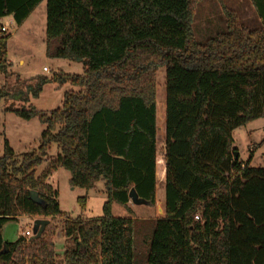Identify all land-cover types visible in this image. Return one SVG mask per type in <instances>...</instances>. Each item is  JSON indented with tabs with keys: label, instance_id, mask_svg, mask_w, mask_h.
Returning a JSON list of instances; mask_svg holds the SVG:
<instances>
[{
	"label": "trees",
	"instance_id": "trees-1",
	"mask_svg": "<svg viewBox=\"0 0 264 264\" xmlns=\"http://www.w3.org/2000/svg\"><path fill=\"white\" fill-rule=\"evenodd\" d=\"M43 1L48 56L81 63L84 75L42 80L40 89L49 82L71 87L50 112L6 109L24 120L37 117L46 129L38 151L21 157L5 140L0 264H54L47 226L29 241L4 240V226L22 217L64 219L72 243L65 264H136L137 220L115 217L113 206H127L132 189L157 205L160 68L166 203L144 264H264V168L240 161L233 136L264 117V0H249L261 23L253 29L217 0L225 30L204 43L193 30L202 0H0V20L12 17L21 26ZM9 38L0 33V75L10 74ZM8 95L0 89V102ZM124 123L138 135L150 130V143L140 146L129 130L119 133ZM53 145L57 158L38 175ZM59 168L70 173L72 188L88 192L105 182L102 217H66L48 183ZM86 200L78 199L82 208Z\"/></svg>",
	"mask_w": 264,
	"mask_h": 264
},
{
	"label": "rangeland",
	"instance_id": "rangeland-1",
	"mask_svg": "<svg viewBox=\"0 0 264 264\" xmlns=\"http://www.w3.org/2000/svg\"><path fill=\"white\" fill-rule=\"evenodd\" d=\"M223 5L232 10L238 19L249 29L260 26L258 15L249 0H223ZM6 17L0 20L1 26L6 28L4 34L9 35L7 45V59L11 64L10 74L0 75V89H6L8 97L0 102V158L3 156L5 140L10 144L18 157L25 153L36 152L41 144V136L46 127L41 124L37 117L31 120L19 118L7 108L27 109L50 112L61 106L63 95L71 87L48 83L39 86L43 79H51L58 74L83 76L81 63L64 59H55L48 56L46 43V2L40 3L22 26L10 23ZM193 30L196 39L204 43L211 37L225 30V19L221 5L217 0H202L196 6ZM2 31H0L1 33ZM57 44L52 45L54 50ZM158 99L165 94V70L160 68L157 72ZM234 147L240 161L249 163L250 167L264 168V117L254 120L246 126L234 131ZM59 150L56 145L52 146L48 154V162L37 170L40 175L43 169L52 160L57 158ZM70 173L59 168L48 178L57 191V200L60 210L70 219L99 218L103 215V206L106 202V194L99 193L95 189L85 191L70 186ZM160 184V181H159ZM103 184L98 183L96 187ZM98 190V189H97ZM85 197L86 204L82 208L78 199ZM162 199L157 198V205H140L136 211L134 241L137 247L136 264H144L149 244L152 239L155 217L161 218L165 213ZM165 201V198H164ZM136 207V208H137ZM115 217H127L129 212L118 205L113 206ZM37 220L47 221L45 231L49 241L54 244V264H65L64 253L67 242L64 235L63 218L37 217ZM37 220L31 217H22L18 221L7 223L3 228V238L7 242H15L19 237H25V232L30 231L36 235ZM41 227V226H40ZM28 241L31 238H26ZM52 264V263H50Z\"/></svg>",
	"mask_w": 264,
	"mask_h": 264
},
{
	"label": "crops",
	"instance_id": "crops-1",
	"mask_svg": "<svg viewBox=\"0 0 264 264\" xmlns=\"http://www.w3.org/2000/svg\"><path fill=\"white\" fill-rule=\"evenodd\" d=\"M8 18L11 19V21H10L11 24L14 23L12 17H8ZM27 19H26V21H27ZM3 27L4 26H1V28H3ZM157 107H158V128H157V133H156V140H157V146H158V155H157V165H156V173H157V185H156V190H157L156 196L157 197H156V199L159 197V194H160V198L162 199L161 203H164V206H165L166 200L164 201L165 190H164V182H163L164 178H165V166H164V162H163V153H162V151H163V149L165 147L166 90H165V94L163 96L161 94V98L160 99H158V92H157ZM123 126H124V129H117V131L119 133L122 132L124 134L125 131L127 132V130H129L128 132H131L132 136L133 137L135 136V138H137V141L135 143H137L138 145L144 146L145 144L150 143V135H149L150 134V130H146V131H148V134H146L145 132H141L142 135H138L135 132V128H133L130 124L124 123ZM120 139H122V138H118L117 141H119ZM119 146H121V145H119ZM123 146H124L125 150H127V148H128L127 146L128 145L125 143ZM159 181H160V184H159ZM99 183L103 184V188H102V186L96 187V185H97L96 184L93 189H95L99 193L106 194L105 182H99ZM120 207L122 209L127 210L129 212V216H127V217H118V218H130V219H133V220L138 218V217H136L137 215H136L135 209H138L139 207L135 206L131 202V200L127 204V206H125V207L120 206ZM151 208H154V206H151ZM34 219L37 220V218H34ZM138 219H140V218H138ZM155 220H157V217H155ZM37 221H43V220H37Z\"/></svg>",
	"mask_w": 264,
	"mask_h": 264
},
{
	"label": "water",
	"instance_id": "water-1",
	"mask_svg": "<svg viewBox=\"0 0 264 264\" xmlns=\"http://www.w3.org/2000/svg\"><path fill=\"white\" fill-rule=\"evenodd\" d=\"M236 156H237V154H236ZM129 198H130L131 202L134 205H137V206H140V205H150V203H148L147 201L140 199L138 197V195L136 194V192H135L134 189H132L130 191ZM46 224H47V221H38L37 222V225H36V235L34 237H40L41 236V234H42V232H43L44 227L46 226Z\"/></svg>",
	"mask_w": 264,
	"mask_h": 264
},
{
	"label": "built area",
	"instance_id": "built-area-1",
	"mask_svg": "<svg viewBox=\"0 0 264 264\" xmlns=\"http://www.w3.org/2000/svg\"><path fill=\"white\" fill-rule=\"evenodd\" d=\"M1 31L6 32V28L5 27L1 28ZM196 219L198 220L199 217H196ZM24 235L26 238H32L33 237L32 233L30 231H26Z\"/></svg>",
	"mask_w": 264,
	"mask_h": 264
}]
</instances>
